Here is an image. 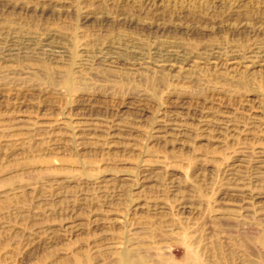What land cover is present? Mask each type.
I'll use <instances>...</instances> for the list:
<instances>
[{"label": "rangeland", "instance_id": "1", "mask_svg": "<svg viewBox=\"0 0 264 264\" xmlns=\"http://www.w3.org/2000/svg\"><path fill=\"white\" fill-rule=\"evenodd\" d=\"M0 264H264V0H0Z\"/></svg>", "mask_w": 264, "mask_h": 264}, {"label": "bare ground", "instance_id": "2", "mask_svg": "<svg viewBox=\"0 0 264 264\" xmlns=\"http://www.w3.org/2000/svg\"><path fill=\"white\" fill-rule=\"evenodd\" d=\"M162 54V53H161ZM163 55V54H162ZM167 56V55H166ZM169 56H172V55H169ZM161 57H163V56H161ZM164 61V60H163ZM168 61V60H167Z\"/></svg>", "mask_w": 264, "mask_h": 264}]
</instances>
